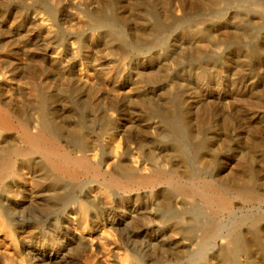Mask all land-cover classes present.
Returning a JSON list of instances; mask_svg holds the SVG:
<instances>
[{
	"label": "rangeland",
	"instance_id": "rangeland-1",
	"mask_svg": "<svg viewBox=\"0 0 264 264\" xmlns=\"http://www.w3.org/2000/svg\"><path fill=\"white\" fill-rule=\"evenodd\" d=\"M0 105L104 175L175 177L125 190L16 158L0 264H264V0H0ZM210 180L260 199L177 190Z\"/></svg>",
	"mask_w": 264,
	"mask_h": 264
},
{
	"label": "bare ground",
	"instance_id": "bare-ground-1",
	"mask_svg": "<svg viewBox=\"0 0 264 264\" xmlns=\"http://www.w3.org/2000/svg\"><path fill=\"white\" fill-rule=\"evenodd\" d=\"M20 118L21 117H17L16 115L8 112L0 105V128L9 132H18L24 143V145L21 147L19 146L14 149L8 148L2 151L0 157V185L3 184L6 178L10 176L12 177V174L17 171L18 166L15 161L16 158L28 161L32 160L36 156L41 157L48 167L59 175L68 176L74 179L82 174L93 173V175H96L98 178L107 179L109 177L114 185L119 188H124L125 190H131L140 187H152L163 182L164 180L167 183H172L173 179H175L173 175L166 176L155 171L146 176H137L132 171H127L126 178L124 179L115 177L114 174L104 175L101 172L102 170L97 167H93L90 164V162L87 160L88 158L74 157L72 152L64 147L59 133L50 121L43 117L40 121L38 130L33 132L31 130L32 127H30L27 122H23ZM39 164L40 163H38V165ZM43 168L44 166H42V169ZM71 170H73V173H70ZM176 179L180 181L179 178L176 177ZM184 189V186H181V184L177 185L178 192H186L189 195L201 196L205 203L215 211L227 210L231 207L229 200L230 198L228 199L227 197L228 194L227 196L224 195L228 192H231V195H235L236 198H241L245 201H256L260 199L259 194L251 190L248 186L233 187L227 192V190L221 189V187L212 183L211 180L210 182H205L204 184L202 182L201 187L194 185L186 191H183ZM189 235L192 237L194 232L190 231ZM226 242L227 244L229 242L234 245V254L241 253V251L243 252L241 241L239 239L226 240Z\"/></svg>",
	"mask_w": 264,
	"mask_h": 264
}]
</instances>
